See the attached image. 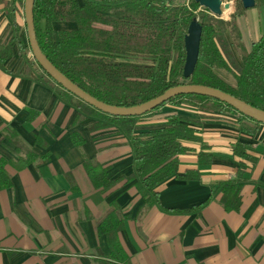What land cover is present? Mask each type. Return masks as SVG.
<instances>
[{"label":"crops","instance_id":"obj_1","mask_svg":"<svg viewBox=\"0 0 264 264\" xmlns=\"http://www.w3.org/2000/svg\"><path fill=\"white\" fill-rule=\"evenodd\" d=\"M252 8L234 18L247 50L263 32L262 11ZM13 9L6 12L0 3V44L10 36L11 20L26 44L22 10ZM51 27L55 37L75 25ZM29 113L34 116L26 121ZM168 115L197 129L205 147L184 143L189 150L177 157L178 177L158 184L157 201L147 206L135 180L127 181L133 171L127 138L115 127L94 129L93 119L60 101L34 62L14 50L0 66V158L11 184L0 190V264H264V125L248 135L231 114L165 104L137 121L133 132L162 127ZM72 133L81 145L71 143ZM236 142L248 146L239 205L225 210L217 189L235 179L239 159L230 147ZM198 154L209 155V162L198 163ZM85 163L104 170L111 186L94 187ZM191 170L198 178L182 179ZM114 208L124 262L108 258L106 237L97 232Z\"/></svg>","mask_w":264,"mask_h":264},{"label":"trees","instance_id":"obj_2","mask_svg":"<svg viewBox=\"0 0 264 264\" xmlns=\"http://www.w3.org/2000/svg\"><path fill=\"white\" fill-rule=\"evenodd\" d=\"M34 0L32 8L35 40L41 53L72 84L92 98L116 107H131L162 94L165 90L183 84L201 85L224 92L245 104L264 111V0H254L262 11L263 32L247 50L240 38L234 18L243 9L239 0H233V12L227 21L211 16L193 0ZM6 12L14 11V4L23 8V0H0ZM196 13V14H195ZM201 27L197 60L191 76L182 78L184 63L183 37L192 19ZM66 22L75 25L72 30H61L52 35L51 24ZM228 30L230 44L234 47L238 63L222 51L224 31ZM19 52L29 62H34L29 48L22 43L20 26L11 20V33L0 44V66ZM35 63V62H34ZM57 98L75 108L78 116L94 120V129L115 127L128 140L132 152V174L127 181L134 186L144 205L156 203L154 188L171 176H177V157L189 149L184 143H200L198 130L186 120L168 115L162 127L147 132L134 133V124L165 104H187L207 113H228L236 118L238 130L248 135L255 133L258 123L242 116L229 106L216 100L180 95L169 99L154 110L135 117H114L101 113L83 103L50 80L41 69ZM34 114L29 113L26 121ZM197 125V123H193ZM37 141V140H36ZM77 147L83 139L70 135ZM248 146L234 143L230 150L238 158L235 179L218 186L220 201L225 210H236L239 205L243 166ZM209 155L198 154L200 164L207 163ZM27 161L17 164V169ZM7 162L0 158V190L8 189L10 176L5 171ZM94 187L102 190L112 184L99 167L85 163ZM196 171H186L184 180H196ZM114 207V205H113ZM98 225V234L106 237L108 258L124 262L116 231L121 219L114 210Z\"/></svg>","mask_w":264,"mask_h":264},{"label":"water","instance_id":"obj_3","mask_svg":"<svg viewBox=\"0 0 264 264\" xmlns=\"http://www.w3.org/2000/svg\"><path fill=\"white\" fill-rule=\"evenodd\" d=\"M34 0H23L22 18L25 29V36L27 46L29 48L31 58L35 64L43 71V73L54 83L59 85L63 90L73 95L83 103L94 108L95 110L114 117H135L146 114L160 105L164 104L171 98L180 95H196L207 97L218 102H221L242 116L264 125V111L253 108L244 102L224 93L217 89L192 84H183L175 87L168 88L162 94L155 98L143 102L141 104L131 107H116L104 104L85 92L79 89L66 79L60 72H58L52 64L46 59L38 48L35 40L33 28V8ZM200 8L205 9L211 16L215 18H222V16L230 14L233 8L232 0H193ZM243 10L252 8L254 0H239ZM201 27L198 21L192 19L186 29L183 37L184 47V63L182 66V78L187 79L193 72L194 65L197 60L198 45L200 40Z\"/></svg>","mask_w":264,"mask_h":264},{"label":"rangeland","instance_id":"obj_4","mask_svg":"<svg viewBox=\"0 0 264 264\" xmlns=\"http://www.w3.org/2000/svg\"><path fill=\"white\" fill-rule=\"evenodd\" d=\"M177 1H182V0H177ZM233 7H234V2H233ZM246 10H251L250 12H255L254 11L255 9H253V8H249V9H246ZM232 12H233V8H232ZM230 14L224 15L220 19L224 20V21H227L229 16H230ZM248 18H249L248 15H246V18L244 19L246 23L250 22V20ZM196 20H198L197 17H196ZM224 39H225V42H224V44L222 46V51L224 53H227L228 56H231L238 63L239 61H238L237 53H236V50L234 49V47L230 44L229 35H228V30L227 29L224 31ZM29 58H31V56ZM35 66H36V64H35ZM183 105H185V104H183Z\"/></svg>","mask_w":264,"mask_h":264}]
</instances>
